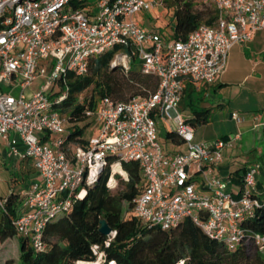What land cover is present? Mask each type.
Masks as SVG:
<instances>
[{
	"label": "built area",
	"instance_id": "obj_1",
	"mask_svg": "<svg viewBox=\"0 0 264 264\" xmlns=\"http://www.w3.org/2000/svg\"><path fill=\"white\" fill-rule=\"evenodd\" d=\"M73 1L0 0V140L12 156L29 158L37 176L22 194L14 222L18 234L35 251H44L47 223L83 200L107 167L110 187L119 173L115 166L135 162L145 186L128 214L141 224L169 230L189 219L230 251L251 240L264 254V235L250 236L243 227L264 205L256 194L260 165L247 168L237 193L228 190L230 181L218 177L215 167L239 135L197 142L178 110L184 79L214 83L230 49L264 29V0H197L216 10L217 18L213 25L201 23L185 40L166 39L156 26L146 29L135 19L153 10L156 0H98L93 7L86 0H76L83 6L75 7ZM116 46L131 52L116 53L110 66L127 72L135 55L141 73L158 80L156 90L126 101L104 97L86 112L95 135L82 144L68 141L66 120L53 108L67 95L68 74L85 76L92 58ZM37 80L44 83L26 94ZM158 121L171 125L184 151H164ZM114 235L91 246L92 259L73 264H115L104 252Z\"/></svg>",
	"mask_w": 264,
	"mask_h": 264
},
{
	"label": "trees",
	"instance_id": "obj_2",
	"mask_svg": "<svg viewBox=\"0 0 264 264\" xmlns=\"http://www.w3.org/2000/svg\"><path fill=\"white\" fill-rule=\"evenodd\" d=\"M163 4L175 7L174 24L169 38L185 40L189 33L201 23L213 25L217 11L207 6H200L197 0H167ZM75 7L83 4L73 1ZM199 6L200 8H198ZM131 52V47L116 46L89 61L85 76L68 74L66 97L54 110L66 120L68 141L84 143L86 127L90 122L86 117L88 110H93L97 102L104 97L117 99L123 83L133 93L129 96H145L154 92L158 80L151 75L141 73L138 59L131 56L130 69L127 72L112 68L110 62L116 53ZM140 67V65H139ZM91 89L90 96L82 94ZM127 98L126 100H128ZM122 100V101H126ZM200 118L188 122L193 128L208 122V112L195 113ZM166 139L182 144L181 139L171 130L166 132ZM71 157L70 154H67ZM27 157L19 158L17 170L10 167L3 174L8 178L9 191L0 193V244L16 238L18 242L20 264H73L79 260L93 258L91 246L101 244L106 239L99 232L100 221L105 220L115 233L110 246L104 249L106 257L115 264H264V254L259 253L251 240L238 245L230 251L225 245L206 236V234L189 219L182 220L169 230L157 225L141 224L129 215L133 200L139 195L145 181L139 165L135 162L122 163L127 180L121 181L123 188L112 194L108 186L109 168L105 169L98 183L87 189L83 200L76 201L68 212L47 223L43 231L46 249L37 252L28 240L18 234L14 222L22 211L21 193L27 188L29 179L35 173L32 162ZM244 171L233 174V179L241 184ZM36 174V173H35ZM118 178H120L118 176ZM248 235H264V205L256 209L255 215L243 223ZM2 264H14L11 259Z\"/></svg>",
	"mask_w": 264,
	"mask_h": 264
},
{
	"label": "crops",
	"instance_id": "obj_3",
	"mask_svg": "<svg viewBox=\"0 0 264 264\" xmlns=\"http://www.w3.org/2000/svg\"><path fill=\"white\" fill-rule=\"evenodd\" d=\"M253 48H256L253 35L245 44L234 45L228 53L224 72L212 84L195 85L190 79H184V94L178 110L188 122L201 117L196 116V112H208V122L198 126L200 132L197 135L195 132L197 127L193 128L194 139L197 142H211L239 135L235 146L224 151L222 162L215 167V174L222 179H228L230 181L228 190L237 193L241 184L232 178L233 174L236 171L241 174L249 166L259 164L260 175L256 194L264 200V57L257 58L258 54H252L256 53L253 52ZM233 113L237 115V119L232 117ZM213 122L217 124L214 125ZM209 124L214 129L212 133H207L205 129ZM220 125L227 126L221 134L216 133ZM90 127H93L91 122L88 129ZM92 129L93 135L95 128ZM171 130L172 127L166 132ZM87 138L89 137L85 136V140ZM168 142L170 149L163 148L168 153L185 150L182 144L178 145L169 140ZM19 150L23 152L21 145ZM18 163L19 158L10 154L6 141L0 140V193L9 191L11 184L3 174V168L10 167L15 172ZM36 178L34 173L25 187L27 188ZM20 193L22 198L23 191Z\"/></svg>",
	"mask_w": 264,
	"mask_h": 264
},
{
	"label": "rangeland",
	"instance_id": "obj_4",
	"mask_svg": "<svg viewBox=\"0 0 264 264\" xmlns=\"http://www.w3.org/2000/svg\"><path fill=\"white\" fill-rule=\"evenodd\" d=\"M86 1L90 7L95 6L98 2V0H86ZM197 7L200 8L199 6ZM174 11H175L174 6L165 5L161 2V0H156V7L153 10L147 13H138L137 15H135V18L146 29H150L152 26H156V28L159 29L161 35L164 38L168 39L171 36L172 27L174 24ZM253 38L256 44V48H253V52L256 53H252V54H258V56L256 55L257 58L264 57V29H259L254 31ZM139 65H140V61H138V66L136 67V69L140 68ZM117 81H120L121 82L120 84L122 85L120 89V93L117 95V99L126 100L133 93V91H131V89L129 88L127 89V87L124 85L123 83L124 80L122 76L118 75ZM43 83H44L43 80L40 81L37 80L33 82L31 86L26 90V94L33 92V90L39 88L38 85H41ZM18 92L19 89H15L12 91L14 95H17ZM90 94H91V89H88L82 94V97L88 98ZM213 124L215 125L217 123L213 122ZM92 128L93 127H90V129H88V127H86L83 137L84 140H85V136L91 137L95 135V134L92 135L93 133ZM170 128L171 125L169 123H166V125L161 121H158L157 123L158 141L164 149H170V144L166 139V130ZM226 128L227 126L220 125L216 129V133L220 132L221 134L222 130ZM205 129H207L206 130L207 133L214 132V129L211 124L206 126ZM195 132L197 135L198 132H200V127L199 128L197 127L195 129ZM5 171L7 170L3 169V173ZM118 172L119 173H114L113 178L112 180H110L109 183L112 194H117L118 192H120L123 188L121 181H125L124 173L120 172V170H118ZM118 176L120 178H118ZM7 259H11L14 262V264H20L18 242L16 238L9 239L5 241L3 244H0V264H2L3 261Z\"/></svg>",
	"mask_w": 264,
	"mask_h": 264
},
{
	"label": "water",
	"instance_id": "obj_5",
	"mask_svg": "<svg viewBox=\"0 0 264 264\" xmlns=\"http://www.w3.org/2000/svg\"><path fill=\"white\" fill-rule=\"evenodd\" d=\"M99 232L101 235L105 237H110L113 233L111 227L108 225V223L105 220L100 221Z\"/></svg>",
	"mask_w": 264,
	"mask_h": 264
},
{
	"label": "bare ground",
	"instance_id": "obj_6",
	"mask_svg": "<svg viewBox=\"0 0 264 264\" xmlns=\"http://www.w3.org/2000/svg\"><path fill=\"white\" fill-rule=\"evenodd\" d=\"M115 170H116V171H118V170H119V169H118V166H115Z\"/></svg>",
	"mask_w": 264,
	"mask_h": 264
}]
</instances>
